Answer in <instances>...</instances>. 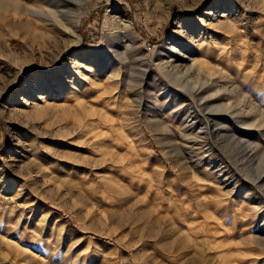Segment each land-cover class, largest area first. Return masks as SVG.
Wrapping results in <instances>:
<instances>
[{"label": "rangeland", "instance_id": "1", "mask_svg": "<svg viewBox=\"0 0 264 264\" xmlns=\"http://www.w3.org/2000/svg\"><path fill=\"white\" fill-rule=\"evenodd\" d=\"M12 13L0 264H264V0H89L76 33Z\"/></svg>", "mask_w": 264, "mask_h": 264}, {"label": "bare ground", "instance_id": "2", "mask_svg": "<svg viewBox=\"0 0 264 264\" xmlns=\"http://www.w3.org/2000/svg\"><path fill=\"white\" fill-rule=\"evenodd\" d=\"M45 4H48L47 5V9L42 7V6H39L37 4H35L34 2L33 3H30V2H26L24 0H0V34L1 32L3 31L4 27L6 28V26H9V15L8 13L9 12H13L14 15H17L18 16V27L22 26V27H25V26H29L28 22H22L21 18L25 15H30L32 17H35L36 19H38L37 21H44L50 25H54L55 27H57L58 29H60L61 31L65 32L67 31V28H65L64 26V22L62 23L61 21V18L63 17V15H61L60 13H62L61 10H67L65 12H68L66 13L64 16L65 18H62V19H68V20H71V24H72V27L69 28L68 30L72 33H76V31H78V27H79V23H80V18H81V14H82V11L85 10V5L86 3L89 1V0H42ZM52 7H55V8H52ZM45 9V10H44ZM12 13V14H13ZM16 19V20H17ZM34 22V21H33ZM36 24V22H35ZM226 25V24H225ZM226 27H228V25H226ZM68 31V33H70ZM81 35V34H80ZM78 35V39L76 40V43L79 44L81 41H82V37ZM121 61V60H120ZM123 61V60H122ZM123 64V62H119V64ZM166 64V63H165ZM165 64L164 63H161V67H163V69H166L167 67H165ZM193 65V64H192ZM203 68V67H202ZM172 69H173V72L175 71V69H177V71H175L174 73L176 74L177 78L179 80H184L186 79L187 77L191 76L190 74V71L193 69V67H191L190 69L186 70L184 73H182V71H179V67L176 66V65H172ZM182 70V69H180ZM168 71V69H167ZM193 71V70H192ZM196 71V70H194ZM116 72V71H115ZM118 73L114 74L112 73V75H109L111 76L112 78H115L116 76L119 75V78H120V74H121V70L118 69L117 70ZM169 72V71H168ZM201 69L197 70V72H195V76H193L194 78H192L193 80H189L187 82L188 84L190 83V88L193 90V91H188L187 95L184 96L185 98V102H187V104H190V109H191V112L193 113H198L199 114V110H198V105L197 104H194L193 102V97H194V90L196 88H199V86H203V85H206V84H209L210 82L212 83L211 80L203 77L201 75ZM131 73V72H130ZM170 73V72H169ZM166 74V73H165ZM110 77V78H111ZM118 78V79H119ZM134 78V77H133ZM186 83V84H187ZM210 83V84H211ZM199 84V85H198ZM201 84V85H200ZM170 89V88H169ZM181 92V91H180ZM194 92V93H193ZM254 92H258L257 94L261 95V97H264V90H262V88L257 85V84H254ZM175 93V92H174ZM262 93V94H261ZM183 97V96H182ZM246 99V98H245ZM232 102V101H231ZM240 104H245V100L244 99H241ZM186 106V105H185ZM234 106V105H233ZM242 106V105H240ZM222 108L225 109V110H228L231 112V114H234L237 116V118H239V112H237L236 109H230L229 107H227L226 105H222ZM259 105H256L255 103H251L249 105V114L253 113L257 116H259V119L261 121H263V124H264V110L261 108ZM240 109V107H239ZM241 113H243L242 110H240ZM220 112V111H219ZM226 112V111H225ZM250 116V115H247V117ZM243 118V116H241ZM190 120V119H189ZM216 122V121H215ZM194 124V123H193ZM158 125H160L158 123ZM207 128V127H206ZM161 129V128H160ZM163 129H166V128H163ZM201 129V128H200ZM158 131V127L156 129ZM225 130V129H224ZM160 131V130H159ZM164 131V130H163ZM200 132V130H199ZM207 133H209V131L207 130L206 131ZM159 133V132H158ZM161 133V131H160ZM202 133L205 134V131ZM198 135V134H197ZM208 137V136H207ZM201 141V140H200ZM241 141V140H240ZM170 143V142H169ZM212 143V142H211ZM172 144V143H170ZM169 146H175V145H169ZM249 148L253 149L255 147H253V144L252 143H249L248 146ZM176 148V147H175ZM224 148V147H223ZM178 149V148H177ZM243 159V158H242ZM243 170V169H242ZM255 174V173H254ZM234 179V178H233ZM259 179V176L258 177H255V180H258ZM261 179V177H260ZM263 179V178H262ZM258 182V181H257ZM262 182V181H261ZM264 182V181H263ZM256 186V185H255ZM262 188V187H261ZM229 194V193H228ZM257 240L261 239V238H258L256 237ZM262 240V239H261ZM260 241V240H259ZM246 264V263H245ZM250 264V262H249Z\"/></svg>", "mask_w": 264, "mask_h": 264}]
</instances>
